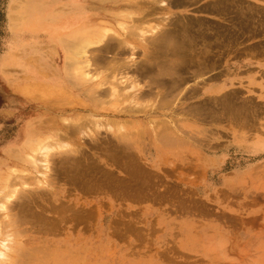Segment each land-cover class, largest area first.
Instances as JSON below:
<instances>
[{
  "label": "rangeland",
  "instance_id": "obj_1",
  "mask_svg": "<svg viewBox=\"0 0 264 264\" xmlns=\"http://www.w3.org/2000/svg\"><path fill=\"white\" fill-rule=\"evenodd\" d=\"M225 2L218 12L215 0H0V264H264V112L245 119L209 99L225 85L264 106V62L232 52L191 74L202 44L264 35L241 27L264 25V0ZM227 19L240 23L228 36ZM50 23L99 31L89 60L64 66L59 42L73 36L52 38ZM206 96L213 115L196 116L190 107Z\"/></svg>",
  "mask_w": 264,
  "mask_h": 264
},
{
  "label": "bare ground",
  "instance_id": "obj_2",
  "mask_svg": "<svg viewBox=\"0 0 264 264\" xmlns=\"http://www.w3.org/2000/svg\"><path fill=\"white\" fill-rule=\"evenodd\" d=\"M153 1V0H152ZM177 1H179L180 2V0H177ZM194 1V0H193ZM211 2H213L214 0H210ZM215 1H217V3L219 2V4L221 3L222 5H220V6H216L217 8H215L214 10H217L218 12L220 11V10H225V9H227L228 7L227 6H229V5H227V3L225 2V0H215ZM232 0H230V2H231ZM239 1V0H238ZM133 2V1H132ZM144 2V1H143ZM151 2V1H150ZM236 2V1H235ZM248 2V1H247ZM135 3H137V2H135ZM183 3V2H182ZM190 3V2H189ZM237 3V2H236ZM250 3V2H249ZM129 4V3H128ZM179 4H181V3H179ZM240 4H241V2H240ZM213 5V4H212ZM214 5H217V4H214ZM236 5H239L238 3L236 4ZM236 5H235V7H236ZM232 6H234V5H232ZM154 7V6H153ZM206 7H208V6H206ZM262 7V6H261ZM157 8V7H156ZM156 8H152V9H156ZM212 8H214V6L212 7ZM104 9V8H103ZM208 10H209V8H207ZM235 9H237V7L235 8ZM235 9H233V10H235ZM245 9H246V7H245ZM244 9V10H245ZM263 9V8H262ZM231 10V9H230ZM229 9H228V11H230ZM150 11H152V10H150ZM264 11V9L262 10V12ZM145 12H148V11H145ZM212 12V11H211ZM236 12V11H235ZM239 12V11H238ZM242 12H243V10H242ZM259 12H261V10L259 9ZM123 13V12H122ZM149 13V12H148ZM152 13H153V11H152ZM213 13V12H212ZM226 13H227V11H226ZM237 13V12H236ZM144 14V13H143ZM150 14H151V12H150ZM242 14H244V13H242ZM241 14V15H242ZM247 14V13H246ZM125 15V14H124ZM261 15V14H260ZM263 15H264V13H263ZM231 16V15H230ZM234 16V15H233ZM245 16V15H244ZM247 16V15H246ZM128 17V16H127ZM236 18H237V16H235ZM240 17V16H239ZM263 17V16H262ZM133 18V17H132ZM141 18V17H140ZM243 19V18H242ZM134 20H136L135 18H134ZM138 20H139V18H138ZM228 20V19H227ZM234 20V19H233ZM254 20V19H253ZM260 20H262V19H260ZM132 21H133V19H132ZM177 22H179L178 20H176ZM186 21H189V20H185V22ZM211 21V20H210ZM222 21V20H221ZM224 21V20H223ZM242 21V20H241ZM108 23L107 21H103L102 20V23ZM170 22H172V21H170ZM190 22V21H189ZM215 22V21H214ZM251 21L250 20H247V19H243V23H242V25H241V27H242V30H243V32L245 31L246 33H250V32H252L253 30H261V32H263V33H260V34H264V25L260 22V23H257L256 24V22H255V24H251L250 23ZM187 23V22H186ZM191 23V22H190ZM213 23V22H212ZM211 23V24H212ZM217 23V22H216ZM183 24V23H182ZM193 24V23H192ZM261 24V26H259ZM111 26H112V24H110ZM138 25H140V23L138 24ZM203 25H205V24H203ZM206 25H208V23L206 24ZM205 25V26H206ZM216 25H218V24H216ZM221 25H222V30L224 31V32H226L227 33V36H228V32L230 31L229 29H230V27H238L239 28V26H240V23L239 24H235L234 22H231V20H228L227 22H225V23H223L222 24V22H221ZM132 26V25H131ZM134 26H136V25H134ZM219 26V25H218ZM259 26V27H258ZM68 27V28H67ZM88 27L89 26H77V24L76 25H74V26H69V25H61V23H58V24H55V23H50L49 25H48V27H47V32H48V35H50L52 38H57L56 37V35H61V34H63V36L64 35H67V36H73L72 37V39L69 41V40H67V41H65L66 40V38H64L63 39V41H61L60 40V42H59V44H62L61 46L63 47V49H64V54H65V57H64V63H63V65L64 66H67L68 64H69V62H70V64L73 62V63H75V64H79V63H85V62H87L89 59H87V57L85 56L84 57V55L83 54H85V52H86V48L88 47V46H91V45H93V44H95L96 42H97V40H96V36H97V34L99 33V31H97V30H95V32L93 31V30H88ZM137 27V26H136ZM134 28V31L136 32V30L135 29H137V28H139V26L137 27V28ZM130 28V27H129ZM152 28V27H151ZM183 28H186V27H183ZM66 29H67V33L65 34V32H66ZM130 29H132V27L130 28ZM130 29L129 30H127V29H125V30H127V31H129V33H126V35L127 34H131V32H130ZM188 28H186V30H187ZM219 29V28H218ZM236 29V28H235ZM234 29V30H235ZM21 30H22V28H21ZM148 30V29H147ZM150 30H152V29H150ZM164 30V29H163ZM180 30V29H179ZM183 30V29H182ZM185 30V29H184ZM195 30V29H194ZM203 30V29H202ZM208 29H206V31H207ZM216 30V29H215ZM232 30V29H231ZM105 31V30H104ZM126 31V32H127ZM154 31V30H153ZM161 31V30H160ZM159 31V32H160ZM168 31V30H167ZM201 31V30H200ZM199 31V32H200ZM211 31V30H210ZM219 31V30H218ZM135 32H133V30H132V33H135ZM178 32V31H177ZM195 32V31H194ZM199 32H197V33H199ZM222 32V31H221ZM224 32H222V33H224ZM260 32V31H259ZM258 32V33H259ZM105 33V32H104ZM144 33H145V31H144ZM179 33V32H178ZM193 33V32H192ZM196 33V32H195ZM201 33V32H200ZM214 33V32H213ZM218 33V32H217ZM137 34V33H136ZM147 34V33H146ZM158 34V33H157ZM181 35L182 34H184V33H180ZM189 34H191V32L189 33ZM203 34V33H202ZM206 34V33H205ZM205 34L203 35V36H205ZM215 34V33H214ZM213 34V35H214ZM221 34V33H220ZM225 34V33H224ZM224 34H222V36H223V38H224V36L226 35H224ZM125 35V36H126ZM143 35V34H142ZM165 35V34H164ZM185 35V34H184ZM210 35H212V32H210ZM215 35H218V34H215ZM101 36V35H100ZM131 36V35H130ZM135 37H138V36H136V35H134ZM147 36V35H146ZM151 36V35H150ZM149 36V37H150ZM153 36V35H152ZM157 36V35H156ZM161 36H163V35H160V37ZM187 36V35H186ZM186 36H183V39L186 37ZM191 36V35H190ZM198 36V35H197ZM208 36H209V34H208ZM221 36V37H222ZM233 36V35H232ZM235 36H237V35H234L233 37H235ZM263 36V37H262ZM261 36V40L258 42L257 41V44H247V43H245V41L243 40L244 38L243 37H246L247 38V36H241L243 39H241V40H239V41H234L233 42V40L231 39V37L229 36V38L228 39H226L227 37H225V39L223 40V41H221V42H217V41H219V36H218V40L217 41H215L214 40V42H217V43H215L214 45H212L214 42H210V44L211 45H209L208 47H205L203 44L201 45V49H199V52H197L198 54L196 55L195 54V59L192 61V63H193V65H194V67H195V69L193 70V72L191 71V74H193L194 72H196V73H198V72H202V71H207V69H211V67H216L217 65L219 66V64H220V61L221 60H223L222 58L224 57V56H226L228 53H232V52H236L237 54L238 53H242V54H249V56H256L257 55V59H258V63H259V65H262V63L264 62V35H262ZM159 36H157V38H158ZM166 37L168 38V36L166 35ZM165 37V38H166ZM178 37H180V35H178ZM200 37V36H199ZM199 37H198V39H199ZM213 37H217V36H213ZM212 37V38H213ZM220 37V38H221ZM238 37V36H237ZM240 37V38H241ZM249 37V36H248ZM253 37V36H252ZM257 37V36H256ZM146 38H148V37H146ZM146 38H145V40H146ZM176 38H177V36H176ZM197 38V37H196ZM196 38H195V40H196ZM201 38V37H200ZM205 38L206 37H202V39L201 40H205ZM208 38V37H207ZM259 38H260V36H259ZM152 39V38H151ZM172 39H174V38H172ZM171 39V40H172ZM182 39V40H183ZM211 39V38H210ZM250 39V38H249ZM119 40V39H118ZM179 40H181V39H179ZM181 40V41H182ZM203 40V41H204ZM212 41H213V39H211ZM141 41H143V40H141ZM210 41V40H209ZM208 41V42H209ZM72 42V43H71ZM115 42H117V41H115ZM115 42H113L114 44H115ZM143 42H146V41H143ZM163 42H165V40L163 41ZM162 41H160L159 40V42H158V44L159 43H163ZM172 42H176V41H169V42H167V44L169 45V43H172ZM183 42V41H182ZM195 41H193V43H194ZM199 42V41H198ZM198 42H195V43H197L196 44V46L198 45ZM201 42V41H200ZM71 43V44H70ZM74 43V44H73ZM111 43V42H110ZM147 43H148V39H147ZM149 43H150V41H149ZM180 44H181V42H179ZM184 43V42H183ZM186 44H187V42H185ZM184 43V44H185ZM189 43H191V40H190V42ZM255 43V42H254ZM164 45H165V43H163ZM177 43H175V45H176ZM183 44V45H184ZM113 45V44H112ZM111 45V46H112ZM120 45H121V43H120ZM124 45H126V43H124ZM124 45H122V46H124ZM160 45V44H159ZM168 45H166V46H168ZM171 45V44H170ZM175 45H173V46H175ZM191 45H192V43H191ZM190 45V46H191ZM194 45V44H193ZM200 45V44H199ZM205 45H208V43L206 44V41H205ZM172 46V45H171ZM177 46V45H176ZM189 46V47H190ZM106 47V46H105ZM109 45H107V47L105 48L106 50L108 49L109 50ZM113 47V46H112ZM115 47V46H114ZM118 47H119V41H118ZM117 47V48H118ZM134 47V46H133ZM185 47H187V46H185ZM184 47V48H185ZM192 47H194V48H196L195 46H192ZM191 47V48H192ZM200 47V46H199ZM71 48H72V51H71ZM99 48H101V47H99ZM104 48V47H103ZM102 48V49H103ZM116 48V47H115ZM124 48V47H123ZM123 48L121 49V47L119 48L120 50H122L123 51ZM172 48H175V47H171V49ZM178 48V47H177ZM181 48V47H180ZM190 48V49H191ZM105 49L103 50V51H105ZM110 49H112V48H110ZM183 48H181L180 49V52H182L183 50H182ZM179 50V49H178ZM116 51V50H115ZM119 51V50H118ZM172 51H173V49H172ZM100 53L99 54H101V55H103V53H101V51H99ZM107 51H105V53H106ZM109 52V51H108ZM121 52V51H120ZM186 51H184V53H185ZM98 53V52H97ZM122 53V52H121ZM120 53V54H121ZM169 53H170V51H169ZM169 53H167V56H168V54ZM172 53V52H171ZM171 53H170V55H171ZM174 53V52H173ZM194 53V52H193ZM116 54H118L117 52H116ZM119 54V55H120ZM148 54H150V52L148 53ZM166 54V53H165ZM176 54H178V53H176ZM163 55V54H162ZM194 55V54H193ZM235 55V54H234ZM89 56V55H88ZM94 56H95V54H94ZM109 56V55H108ZM112 56V55H111ZM145 56V58H147L146 56H148V55H144ZM161 56V55H160ZM174 55H172V57H173ZM240 56H241V54H240ZM245 56V55H244ZM90 57V56H89ZM88 57V58H89ZM105 57V56H104ZM150 57V56H149ZM171 57V56H170ZM169 57V58H170ZM177 57H178V55H177ZM175 58L174 59V62L176 63V64H178V62H179V60H180V58H181V56L179 57V59L178 58ZM185 57V56H184ZM187 57V56H186ZM185 57V58H186ZM92 58H94V57H92L91 56V59ZM97 58H99V57H97ZM96 58V59H97ZM111 58H113V57H111ZM117 58V56L115 57V59ZM188 59H189V56L187 57ZM192 57L190 56V59H191ZM91 59H90V61H91ZM148 59V58H147ZM146 59V60H147ZM156 59V58H155ZM161 59V58H160ZM160 59H158V60H160ZM172 59V58H171ZM187 59V60H188ZM189 59V60H190ZM150 60H153V59H150ZM98 61V60H97ZM100 62L99 63H102L103 61H104V59H103V61L101 62V60H99ZM107 61V60H106ZM148 61V60H147ZM146 61V62H147ZM263 61V62H262ZM121 62V61H120ZM123 62V61H122ZM125 62H127V61H125ZM125 62L123 63V64H125ZM150 62V61H149ZM148 62V63H149ZM152 62V61H151ZM160 62V61H159ZM163 62V61H162ZM174 62H173V64H174ZM182 61L180 60V63H181ZM183 62H184V60H183ZM186 62V61H185ZM95 63V62H94ZM97 63V62H96ZM99 63H97L99 66H100V68H101V64H99ZM109 62H107V64H108ZM148 63H147V65H148ZM153 63H155L154 62V60H153ZM157 63H158V61H157ZM165 63H167L166 61H165ZM190 63V62H189ZM192 63H191V65H192ZM61 64H62V61H61ZM102 64H104V63H102ZM106 64V63H105ZM106 64V65H107ZM111 64V63H110ZM110 64H108V66L110 65ZM116 64V63H115ZM114 64V65H115ZM118 64V63H117ZM117 64H116V66H115V68H117ZM121 64V63H120ZM127 64V63H126ZM152 64V63H151ZM183 64V63H182ZM85 65V64H84ZM113 65V64H112ZM114 65L112 66V67H114ZM146 65V66H147ZM159 65V64H158ZM158 65H156V66H158ZM160 65H161V62H160ZM189 65V64H188ZM191 65H189V66H191ZM105 66V65H104ZM102 67V68H105V67ZM149 66V65H148ZM155 66V67H156ZM162 66H164L165 67V65H163L162 64ZM161 66V67H162ZM168 66V65H167ZM174 66H176V65H174ZM179 66V65H178ZM185 66V65H184ZM84 67V66H83ZM85 67H87V66H85ZM111 67V66H110ZM119 67V66H118ZM125 67H126V65H125ZM150 67V66H149ZM151 67H153V66H151ZM186 67V66H185ZM122 68V67H121ZM180 68L182 69V67H181V65H180ZM193 67H191L190 69H192ZM108 69V68H107ZM119 68H117V70H118ZM146 69V68H145ZM149 69V68H148ZM158 69H159V67H158ZM157 69V70H158ZM180 69V70H181ZM184 69H186V68H184ZM183 69V70H184ZM214 69V68H213ZM116 70V69H115ZM144 70V69H143ZM162 70V72L161 73H163L164 75H161V76H167L164 72H163V69H161ZM165 70V69H164ZM170 70V69H169ZM176 70V69H175ZM178 70V69H177ZM188 70V69H187ZM150 71H151V68H150ZM167 72H168V69L166 70ZM171 71V73H172V71H174L173 69L172 70H170ZM179 71V70H178ZM178 71H176V72H178ZM205 71V72H206ZM258 71H259V74H263L264 75V68H260V69H258ZM186 72V71H185ZM188 72H190L189 70H188ZM113 73H114V71H113ZM150 73V72H149ZM155 73H156V69H155ZM153 73L154 74V76L156 75V74H158V73ZM169 73V72H168ZM174 74V73H173ZM177 74H179V73H177ZM186 74H188V73H186ZM199 74V73H198ZM171 74H168V76H170ZM175 75V74H174ZM174 75H173V77H174ZM184 75V74H183ZM190 74H188V76H189ZM214 75H216V73L214 74ZM213 75V76H214ZM108 76V75H107ZM153 76V75H152ZM172 76V75H171ZM191 76V75H190ZM219 76V75H218ZM151 77V76H150ZM150 77H148V79L150 78ZM158 77V79H159V77L160 76H157ZM181 77V76H180ZM211 77V76H210ZM163 78H165V77H163ZM171 77H169V79H170ZM184 78V77H183ZM186 78V77H185ZM189 78V77H188ZM214 78V77H213ZM135 79V78H134ZM133 79V80H134ZM137 79V78H136ZM151 79V78H150ZM150 79H149V81H150ZM162 79V78H161ZM173 79H177V78H173ZM139 80V79H138ZM166 80V79H165ZM171 80V79H170ZM178 80H179V78H178ZM161 81L162 80H160V83H157V85L158 84H162L163 83V81H162V83H161ZM169 81V80H168ZM174 81V80H173ZM172 81V82H173ZM155 82V81H154ZM167 82V81H166ZM165 82V83H166ZM179 82H181V81H179ZM121 83V82H120ZM169 83V82H168ZM175 83L176 84H179L178 82H176L175 81ZM174 83V84H175ZM128 84H130V83H128ZM127 84V85H128ZM118 85V84H117ZM125 85V84H124ZM154 85H156L155 83H154ZM156 85V86H157ZM173 85V84H172ZM112 86H114V85H112ZM137 86H138V82H137ZM175 85H173V87H174ZM223 86H225V85H221V86H219V87H216L215 89H214V91L215 92H217L218 94H215L214 96H206V97H203L202 99H203V102H194V105H192L191 107H190V110L192 111V113L193 114H195L196 116H206V113H208V111H210V110H208L207 109V105L206 106H204V100H207L208 99V97H209V99L211 98V99H214V101L216 102H218L219 101V99H220V101L221 100H223V104H225V105H227L228 103L229 104H234L238 109H241L242 110V112L244 113V117H245V119H247V118H252V119H254L255 120V117L256 116H258L259 114H261V113H263L264 112V106H262L261 104H263V103H261L259 100H256L255 98H253V97H250V96H246V97H238V94L241 92V89L240 88H233V87H231V88H229V89H224L223 88ZM144 87V86H143ZM160 87V86H159ZM161 87H163V86H161ZM169 87V86H168ZM168 87H166L167 89H168ZM171 87V88H170ZM170 89L172 90V86L170 85ZM116 88V87H115ZM165 88V87H164ZM166 88H165V90H166ZM175 88V87H174ZM223 88V89H222ZM112 90H113V87H112ZM170 90V91H171ZM151 91V90H150ZM149 91V92H150ZM174 90H172V92H173ZM153 92V91H152ZM164 92V91H163ZM172 92H170V93H172ZM117 93V92H116ZM120 93V92H119ZM157 93V92H156ZM165 93V92H164ZM169 93V92H168ZM120 94H122V93H120ZM153 94H155V92L153 93ZM163 93H161V95H162ZM173 94V93H172ZM37 95V94H36ZM151 95V94H150ZM149 95V96H150ZM118 96V95H117ZM123 96V95H122ZM147 97V96H146ZM96 98V97H95ZM139 98V97H138ZM38 99V98H37ZM130 99V98H129ZM97 100V99H96ZM133 100V99H132ZM148 101H149V99H148ZM150 102H151V100H150ZM206 102H208V101H206ZM263 102V101H262ZM57 103V102H56ZM204 103V104H203ZM215 105H218V103L217 104H215ZM225 105L223 106L224 108H226L225 107ZM211 106V105H210ZM213 106V105H212ZM211 106V107H212ZM219 106H221V104H219ZM218 106V107H219ZM187 107V106H186ZM211 107H210V109H211ZM188 108V107H187ZM186 108V109H187ZM223 108V109H224ZM185 109V108H184ZM214 109V108H213ZM220 109V108H219ZM216 110H218V109H216V107H215V111ZM222 111V110H221ZM224 111H225V109H224ZM188 113H189V111H188ZM210 113H211V111H210ZM219 113H220V110H219ZM223 113V112H222ZM229 113V112H228ZM186 114V113H185ZM192 114V115H193ZM212 114V113H211ZM213 115V114H212ZM217 115V114H216ZM211 116V115H210ZM209 116V117H210ZM239 116V115H238ZM255 116V117H254ZM200 117V118H201ZM233 117V116H232ZM237 117V116H236ZM243 117V118H244ZM254 117V118H253ZM262 117V116H261ZM264 117V116H263ZM196 118V117H195ZM198 118V117H197ZM199 118V119H200ZM207 118V117H206ZM222 118V117H221ZM257 118V117H256ZM260 118V117H259ZM203 119V118H202ZM201 119V120H202ZM215 119V118H214ZM232 119V118H231ZM245 119H244V121H245ZM258 119V118H257ZM219 120H220V118H219ZM251 121H253V120H251ZM219 122V121H218ZM222 122H223V120H222ZM234 122H236V121H234ZM239 122V121H238ZM246 122V121H245ZM247 122H249V121H247ZM228 123V122H227ZM230 123V122H229ZM244 123V122H243ZM250 123V122H249ZM234 123H232V125H233ZM237 124V123H236ZM248 124V123H247ZM240 125V124H239ZM245 125H246V123H245ZM234 126V125H233ZM251 126V125H250ZM236 127V126H235ZM240 127V126H239ZM243 128H244V126H243ZM251 128V127H250ZM246 129V128H245ZM164 135V134H163ZM57 141V140H56ZM40 148H42V146L39 144V143H37L34 147H33V150H39ZM106 149H108V148H106ZM108 152V151H107ZM124 153V152H123ZM131 153V152H130ZM129 153V154H130ZM126 154V153H125ZM116 155H118V156H120V154H116ZM109 156V155H108ZM117 156V158H119ZM130 156V155H129ZM120 159H121V156H120ZM126 161H127V159H126ZM75 165H76V163H74ZM74 165V166H75ZM80 165V164H79ZM76 167V166H75ZM92 167V166H91ZM90 167V169H92ZM69 168V167H68ZM80 167H78V169H79ZM88 168V167H87ZM71 169V168H70ZM81 169V168H80ZM67 170V168L65 169V171ZM82 170V169H81ZM87 170V169H86ZM131 170V169H130ZM69 171V170H68ZM76 171V170H75ZM88 171H92V170H88ZM108 172H109V170H107ZM128 171V170H127ZM86 172V171H85ZM95 171H93V173H94ZM81 173V172H80ZM106 173V172H105ZM104 173V174H105ZM111 173V172H110ZM129 173V172H128ZM133 173V172H132ZM136 173V172H135ZM65 174H67V173H65ZM85 174V173H84ZM90 175H91V173H89ZM103 174V173H102ZM107 174V173H106ZM70 175V174H69ZM135 175V174H134ZM138 175V174H137ZM87 176H88V174H87ZM94 176V175H93ZM109 176H111L110 174H108V179H109ZM76 177V176H75ZM78 177H79V174H78ZM85 177H86V175H85ZM95 177V176H94ZM99 177H102V176H99ZM104 177V176H103ZM72 178V177H71ZM83 178V177H82ZM128 179H129V177H127ZM134 179L133 180H136L135 178L136 177H133ZM138 178H139V176H138ZM78 179H81V178H78ZM84 179H87V178H84ZM89 179V178H88ZM93 179V178H92ZM91 178L89 179V180H92ZM95 179H96V177H95ZM94 179V180H95ZM99 181H101L100 180V178H97ZM103 179V178H102ZM72 180V179H71ZM81 180H83V179H81ZM112 180V179H111ZM143 180V179H142ZM73 181L75 182L76 180H74L73 179ZM79 181V180H78ZM85 181V180H84ZM88 181V180H87ZM102 181H104V179L102 180ZM113 181V180H112ZM126 181H128V180H126ZM141 180H138V182H140ZM73 182V183H74ZM89 182H91V181H89ZM107 182V181H106ZM106 182H103V183H106ZM122 182H123V180H122ZM129 182V181H128ZM132 182V181H131ZM137 182V183H138ZM146 182V181H145ZM82 183H83V181H82ZM81 183V184H82ZM93 183V182H92ZM96 183V182H95ZM100 183H102V182H100ZM108 183V182H107ZM110 183V182H109ZM125 183V182H124ZM136 183V184H137ZM142 183V182H141ZM77 184V183H76ZM94 184V183H93ZM96 184H99V183H96ZM111 184V183H110ZM115 184V183H114ZM113 183H112V185H114ZM118 184H121V183H117V187H118ZM139 184V183H138ZM137 184V185H138ZM143 185H144V183H142ZM147 184V183H146ZM83 185V184H82ZM81 185V186H82ZM101 185V184H100ZM109 185V184H108ZM108 185H106V186H108ZM128 185H129V183H128ZM127 184H126V186H128ZM75 186V185H74ZM77 186H78V184H77ZM80 186V187H81ZM102 186V185H101ZM100 186V187H101ZM104 186H105V184H104ZM104 186L103 187H101L102 188V190H104L103 188H104ZM130 186L132 187V186H134V185H131L130 184ZM136 186V185H135ZM134 186V187H135ZM140 186V185H139ZM85 187V186H84ZM83 187V188H84ZM99 187V188H100ZM115 187V186H114ZM114 187H112L111 189H113ZM121 187V186H120ZM125 187V186H124ZM129 187V186H128ZM128 187H126L127 189H128ZM131 187H129V188H131ZM145 187H146V185H145ZM89 188V187H88ZM96 188H98V187H96ZM98 188V189H99ZM109 188H110V186H109ZM121 188H123V187H121ZM140 188V187H139ZM87 189V188H86ZM107 189V188H106ZM117 189V188H116ZM119 189V188H118ZM132 189V188H131ZM141 189H143V188H141ZM94 190V189H93ZM92 190V191H93ZM96 190V189H95ZM120 190V189H119ZM124 190V189H123ZM137 190V189H136ZM82 191H84L83 189H82ZM105 191H107V190H105ZM115 191V190H114ZM128 191V190H127ZM131 191V190H130ZM129 191V192H130ZM135 192V190H132V192ZM142 191H144V189L142 190ZM141 191V192H142ZM94 192V191H93ZM112 192V191H111ZM133 192V193H134ZM141 192H140V194H141ZM110 193V192H109ZM116 193V192H115ZM114 193V194H115ZM127 193V192H126ZM125 193V194H126ZM132 193V194H133ZM138 194H139V192H137ZM111 194H113V193H111ZM125 194H124V196H125ZM129 194V193H128ZM116 195H117V193H116ZM122 195V194H121ZM131 195V194H130ZM141 195H143V194H141ZM41 196V195H40ZM119 196H120V194H119ZM123 196V195H122ZM132 196V195H131ZM134 197V196H133ZM138 197H140V196H138ZM149 196L147 195V198H148ZM152 197V196H151ZM150 197V198H151ZM122 198V197H121ZM130 198V197H129ZM135 198H136V196H135ZM134 198V199H135ZM130 199H132V198H130ZM138 199H140V198H138ZM152 199V198H151ZM155 199H156V197H155ZM148 200H150V199H148ZM7 202V201H6ZM9 206V205H8ZM11 207V206H10ZM25 210V209H24ZM27 210V209H26ZM30 211V210H29ZM74 211V210H73ZM75 211H77V210H75ZM73 213H75V212H73ZM77 213V212H76ZM33 214H35L34 212H33ZM40 216V215H39ZM34 217V216H33ZM37 217V216H36ZM39 218V217H38ZM75 218H76V216H75ZM78 218V217H77ZM37 219V218H36ZM40 219V218H39ZM22 220V219H21ZM10 221V220H9ZM13 221H15V220H13ZM16 222V221H15ZM24 222V221H23ZM11 223V222H10ZM20 223H22V221H20ZM4 225H7V224H5V222L3 223ZM11 225H13V223L11 224ZM1 228V227H0ZM3 230V229H2ZM1 231V230H0ZM4 233V232H3ZM2 233V234H3ZM9 233V232H8ZM3 238V237H2ZM13 238V237H12ZM14 239V238H13ZM13 244H15V242H13ZM18 244V243H17ZM19 244H21V243H19ZM7 245V244H6ZM17 250V249H16ZM15 250V251H16ZM12 253V252H11ZM16 253V252H15ZM14 253V254H15ZM19 253L21 254V252L19 251ZM23 253V252H22ZM24 254V253H23ZM24 255H27V253L26 254H24ZM28 255H29V253H28ZM32 255V254H31ZM18 256H19V254H18ZM23 257V256H22ZM31 257V256H30ZM41 257V256H40ZM43 258V257H42ZM24 259L26 260V263L25 264H33V263H31V262H29L30 261V259H29V257H24ZM27 259H29V261H27ZM31 259H32V257H31ZM35 259V258H34ZM37 259H38V257H37ZM10 261H11V263L12 264H21V263H19L18 261H17V258L14 256V257H11L10 259H9ZM20 261V260H19ZM32 261V260H31ZM10 263V264H11ZM35 264V263H34Z\"/></svg>",
  "mask_w": 264,
  "mask_h": 264
}]
</instances>
